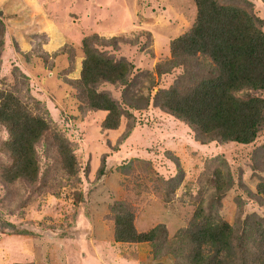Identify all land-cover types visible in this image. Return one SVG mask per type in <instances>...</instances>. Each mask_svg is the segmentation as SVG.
<instances>
[{"label": "rangeland", "instance_id": "obj_1", "mask_svg": "<svg viewBox=\"0 0 264 264\" xmlns=\"http://www.w3.org/2000/svg\"><path fill=\"white\" fill-rule=\"evenodd\" d=\"M218 1L252 10L264 31V0ZM195 19L193 0H0V90L65 136L77 162V173L63 170L52 138H43L35 180L6 182L0 125V264H191L177 233L196 212L238 232L252 214L264 220V126L250 144L219 143L153 98L185 69L171 62L170 42ZM85 37L134 65L128 85L96 86L124 109L115 130L101 127L106 113L90 110L76 84ZM119 204L132 209L139 232L163 224L165 241L116 242Z\"/></svg>", "mask_w": 264, "mask_h": 264}, {"label": "trees", "instance_id": "obj_2", "mask_svg": "<svg viewBox=\"0 0 264 264\" xmlns=\"http://www.w3.org/2000/svg\"><path fill=\"white\" fill-rule=\"evenodd\" d=\"M193 1L196 19L170 42L171 62L185 69L171 85L154 94L156 106L199 137L250 144L264 126V98L253 93L264 90L263 20L244 6L218 0ZM81 48L85 57L77 87H82L90 110L106 113L101 127L115 130L124 109L96 86L101 81L128 85L134 65L125 58L115 60L104 55L89 37L82 39ZM198 55L207 57L208 65L196 62ZM239 92H245L244 96ZM0 125L7 131L2 151L11 159L3 175L6 182L35 180L39 172L36 146L48 137L53 140L63 170L77 173L71 142L61 133L50 131L49 122L32 114L14 92L0 90ZM98 173H103V167ZM115 208L116 242L165 241L163 224L139 232L132 209L122 204ZM255 216L247 217L246 227L238 232L222 219L196 212L177 237L180 242L186 240L191 264H264V220Z\"/></svg>", "mask_w": 264, "mask_h": 264}]
</instances>
